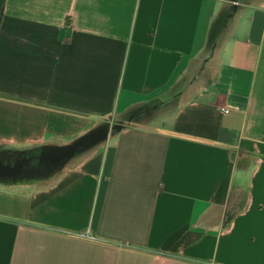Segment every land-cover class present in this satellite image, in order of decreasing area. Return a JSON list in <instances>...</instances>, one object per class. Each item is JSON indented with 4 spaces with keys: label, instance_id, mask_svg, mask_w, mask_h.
Here are the masks:
<instances>
[{
    "label": "crops",
    "instance_id": "1",
    "mask_svg": "<svg viewBox=\"0 0 264 264\" xmlns=\"http://www.w3.org/2000/svg\"><path fill=\"white\" fill-rule=\"evenodd\" d=\"M24 158L0 264H264V0H0V162Z\"/></svg>",
    "mask_w": 264,
    "mask_h": 264
},
{
    "label": "rangeland",
    "instance_id": "2",
    "mask_svg": "<svg viewBox=\"0 0 264 264\" xmlns=\"http://www.w3.org/2000/svg\"><path fill=\"white\" fill-rule=\"evenodd\" d=\"M171 91V89H170ZM180 92L179 87H175L174 89H172V92H170V94H167L168 96L165 98H163L162 100H166V102H161L162 100L159 101V103H157V105H152V104H144L141 105L140 108L134 110L132 112V114L134 116L131 117V120L126 119L124 120L122 123L124 126L126 125H131V124H149V123H154L157 118L163 114V112H167L169 111L174 105H175V101H176V97L178 96V93ZM118 123V122H115ZM114 123V126H115ZM115 128L117 129L118 127L115 126ZM51 163L55 162V169L58 167L57 164H59L60 162H64V159H61L60 161H55V159L51 158ZM50 162V161H49ZM57 162V163H56ZM60 163V164H61ZM48 165V164H47ZM53 167V169H54ZM51 168V167H50ZM58 169V168H57ZM52 172V170L50 171H43L41 172V175H48Z\"/></svg>",
    "mask_w": 264,
    "mask_h": 264
},
{
    "label": "water",
    "instance_id": "3",
    "mask_svg": "<svg viewBox=\"0 0 264 264\" xmlns=\"http://www.w3.org/2000/svg\"><path fill=\"white\" fill-rule=\"evenodd\" d=\"M29 162L30 158L21 159L13 164H4L0 162V177H14L19 175Z\"/></svg>",
    "mask_w": 264,
    "mask_h": 264
},
{
    "label": "built area",
    "instance_id": "4",
    "mask_svg": "<svg viewBox=\"0 0 264 264\" xmlns=\"http://www.w3.org/2000/svg\"><path fill=\"white\" fill-rule=\"evenodd\" d=\"M234 4H235V5H238L239 2L235 1ZM220 110L223 111L224 113H227V112L230 111L229 107H221ZM114 123H115V122L112 121V122L109 124L110 129H112V127L114 128ZM115 126H117V127H119V128L125 127V126L123 125L122 122L115 123ZM126 126H128V125H126Z\"/></svg>",
    "mask_w": 264,
    "mask_h": 264
}]
</instances>
